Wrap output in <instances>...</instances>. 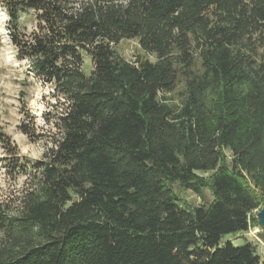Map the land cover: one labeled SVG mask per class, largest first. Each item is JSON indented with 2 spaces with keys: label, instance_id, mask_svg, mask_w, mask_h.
<instances>
[{
  "label": "trees",
  "instance_id": "16d2710c",
  "mask_svg": "<svg viewBox=\"0 0 264 264\" xmlns=\"http://www.w3.org/2000/svg\"><path fill=\"white\" fill-rule=\"evenodd\" d=\"M0 3L18 58L72 101L41 159L0 132L8 175L30 179L0 201V264H264L223 243L264 206V0Z\"/></svg>",
  "mask_w": 264,
  "mask_h": 264
},
{
  "label": "rangeland",
  "instance_id": "374dc122",
  "mask_svg": "<svg viewBox=\"0 0 264 264\" xmlns=\"http://www.w3.org/2000/svg\"><path fill=\"white\" fill-rule=\"evenodd\" d=\"M0 8L4 6L0 3ZM37 28L36 13L34 10H29L21 14L20 17V29L23 32H31ZM9 35V33H8ZM10 36V35H9ZM10 49L13 55L14 61H24L18 58L17 48L11 42V39L7 42L4 41L3 34H0V132L6 133L10 136L11 140L17 145L19 152L22 156H27L32 160L41 159L44 153L49 149L47 145L51 143L55 144L58 139V129L56 123L53 125L57 129L56 132H52L51 129L42 130L43 126L37 127L35 125V115L28 110L27 102L33 98V90L39 85L41 88L45 85H49L43 78H41L33 69L31 68V63L28 64H17L15 67L11 64H5L4 62V49ZM116 51L124 56L129 61H135L138 55H143V51L136 39H125L115 46ZM149 59L155 60V56L147 55ZM94 68L93 61L90 55L87 53L83 54V70L85 73L90 74ZM22 77V79L20 78ZM54 96V91L50 93ZM174 100L178 101V97L174 94ZM47 97L42 96L41 99H46ZM15 101V103H13ZM62 102L57 101V105ZM54 105L53 107H57ZM16 110V116L12 115V111ZM23 114V119L18 123L16 122V117ZM43 117L45 122L48 120H57L58 114L55 112H44ZM24 127V128H22ZM27 129L28 133L24 132ZM22 135L26 137V140L17 142L14 138L16 135ZM43 142L41 146L45 147L47 150L42 153L40 158H35L27 154L22 153V145L26 146L28 144L35 146ZM0 150L3 151V155H0V201L7 199L9 197H17L21 195L24 188L29 182V177L26 174L19 175L14 178L8 175L5 162L3 157L6 153L2 144L0 142ZM226 153L229 158H231L232 152L226 149ZM203 175H209V173H201ZM204 196H199L191 190L180 192V196L185 199L189 204L194 206H199L201 204L211 202L213 195L209 190H205ZM256 232L255 227L251 231L241 232L237 235H228L224 237L223 243L226 241H231L234 245H241L245 242H251L256 247V251L259 255H264V240L261 237V228Z\"/></svg>",
  "mask_w": 264,
  "mask_h": 264
},
{
  "label": "clouds",
  "instance_id": "9594fccd",
  "mask_svg": "<svg viewBox=\"0 0 264 264\" xmlns=\"http://www.w3.org/2000/svg\"><path fill=\"white\" fill-rule=\"evenodd\" d=\"M75 9H80L81 5L80 3H75L74 5ZM11 17L9 15V12L7 10V8H0V34H3L4 37V41L7 42L8 40H10V36L8 35L9 33V24L8 22L10 21ZM4 62L5 64L11 63L14 67L17 64H28L27 59H25L24 61H14L13 59V55L11 54V50L10 49H4ZM22 79V77H20ZM54 91V87L53 85L49 84V85H45L44 87H40L39 85H37V87L33 90V98L30 99L27 102V106H28V110L33 113L36 117L35 119V125L37 127L39 126H43L42 130H47V129H51L52 132H56L57 129L55 127H53V125L57 122L55 119L50 120L48 123L45 122V119L43 117V113L44 112H55L57 114H67L64 109L67 107V105L71 104L72 101L67 100V98L63 95H50V93H52ZM42 96L47 97L46 99H41ZM61 101L62 103L60 105H57V101ZM13 103H15V101H13ZM54 105H57V107H53ZM12 115L16 116V110L12 111ZM21 119H23V114H21L20 116L16 117V122L18 123ZM17 142H20L22 140H26V137L22 136V135H16L14 137ZM43 144V142H40V144L35 146V150H30L33 149V145L28 144L26 146L22 145L21 147V151L24 154H27L29 156L35 157V158H40L42 153L45 152L47 149L43 146H41ZM48 148H52L55 147V145H52L51 143H49L47 145ZM3 151L0 150V155H3Z\"/></svg>",
  "mask_w": 264,
  "mask_h": 264
},
{
  "label": "water",
  "instance_id": "95a60500",
  "mask_svg": "<svg viewBox=\"0 0 264 264\" xmlns=\"http://www.w3.org/2000/svg\"><path fill=\"white\" fill-rule=\"evenodd\" d=\"M256 217L258 226L261 228V237L264 240V206L257 210Z\"/></svg>",
  "mask_w": 264,
  "mask_h": 264
},
{
  "label": "built area",
  "instance_id": "2783aa9c",
  "mask_svg": "<svg viewBox=\"0 0 264 264\" xmlns=\"http://www.w3.org/2000/svg\"><path fill=\"white\" fill-rule=\"evenodd\" d=\"M253 229V227L250 229V231ZM256 232H259V228L255 226Z\"/></svg>",
  "mask_w": 264,
  "mask_h": 264
}]
</instances>
